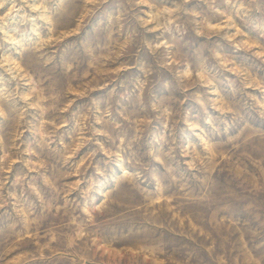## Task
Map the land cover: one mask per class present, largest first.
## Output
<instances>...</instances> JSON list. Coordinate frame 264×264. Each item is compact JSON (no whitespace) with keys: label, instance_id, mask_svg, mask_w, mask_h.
I'll list each match as a JSON object with an SVG mask.
<instances>
[{"label":"rangeland","instance_id":"obj_1","mask_svg":"<svg viewBox=\"0 0 264 264\" xmlns=\"http://www.w3.org/2000/svg\"><path fill=\"white\" fill-rule=\"evenodd\" d=\"M0 264H264V0H0Z\"/></svg>","mask_w":264,"mask_h":264}]
</instances>
